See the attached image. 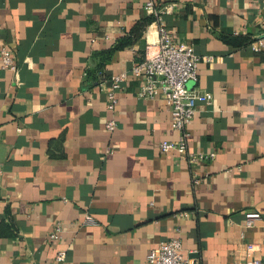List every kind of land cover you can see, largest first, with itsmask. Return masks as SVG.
<instances>
[{"label": "crops", "instance_id": "obj_1", "mask_svg": "<svg viewBox=\"0 0 264 264\" xmlns=\"http://www.w3.org/2000/svg\"><path fill=\"white\" fill-rule=\"evenodd\" d=\"M149 1L171 8L163 21L177 43L210 58L188 83L211 100L198 102L187 155L160 150L180 133L164 100L138 96L142 78L106 108L112 78L155 37ZM260 39L263 0H0V50L17 65L3 70L0 57V264H57L59 249L64 264H149L176 237L200 264H243L247 243L264 264ZM248 212L262 216L254 228Z\"/></svg>", "mask_w": 264, "mask_h": 264}, {"label": "built area", "instance_id": "obj_2", "mask_svg": "<svg viewBox=\"0 0 264 264\" xmlns=\"http://www.w3.org/2000/svg\"><path fill=\"white\" fill-rule=\"evenodd\" d=\"M264 4V0H263ZM170 7L157 8L153 1L147 2L145 12L149 16L155 17L158 25L153 40L147 42L144 59L135 64L130 73H123L112 78L111 86L106 89V108L110 113L115 112L118 106L117 92L122 88V84L130 76L142 78L138 96L142 99L161 98L172 109L171 127L180 133L178 141H163L160 150L163 153L178 152L182 155L188 153V127L192 124L197 113V105L200 100L209 102L210 95H201L188 87V83L198 80V70L201 62H209L210 58L201 59L195 52L193 45L177 43L170 33L167 25L163 21V15L170 13ZM150 29L147 31V36ZM255 50L264 48V39H260L254 44ZM1 67L3 70H16L17 65L9 49L2 46L0 50ZM117 128L114 118L107 121L106 129L113 133ZM214 157V155H211ZM189 162L196 165L202 155L189 154ZM207 158V157H206ZM262 216L259 212H248L246 214V227L254 228L261 222ZM84 225H93L95 220L87 215ZM264 232V228H263ZM64 228L61 223H57L48 236L51 243H61L63 240ZM257 251V246L252 243L246 244V258L243 264H263L253 256ZM67 260V251L59 249L55 261L57 264H64ZM149 264H200L199 260L188 258L184 255L182 240L179 237L160 243L148 256Z\"/></svg>", "mask_w": 264, "mask_h": 264}, {"label": "trees", "instance_id": "obj_3", "mask_svg": "<svg viewBox=\"0 0 264 264\" xmlns=\"http://www.w3.org/2000/svg\"><path fill=\"white\" fill-rule=\"evenodd\" d=\"M149 19H150V21H152V18L151 17H148ZM251 43V41L250 40H247V44L249 45Z\"/></svg>", "mask_w": 264, "mask_h": 264}]
</instances>
